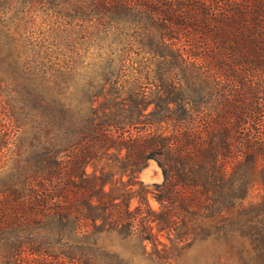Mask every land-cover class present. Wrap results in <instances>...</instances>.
<instances>
[{"label": "trees", "instance_id": "16d2710c", "mask_svg": "<svg viewBox=\"0 0 264 264\" xmlns=\"http://www.w3.org/2000/svg\"><path fill=\"white\" fill-rule=\"evenodd\" d=\"M48 2L67 6L64 17L92 4L98 47L110 56L83 89L89 115L81 109L70 145L48 146L33 162L23 159V126L0 95V264L56 256L122 264L115 247L136 241L169 264L160 233L181 248L231 245L250 233L246 199L254 185L264 187V0ZM67 85L61 81L55 102ZM27 90L29 123L49 124L46 105L54 101ZM149 161L161 170L160 185L138 181Z\"/></svg>", "mask_w": 264, "mask_h": 264}, {"label": "rangeland", "instance_id": "374dc122", "mask_svg": "<svg viewBox=\"0 0 264 264\" xmlns=\"http://www.w3.org/2000/svg\"><path fill=\"white\" fill-rule=\"evenodd\" d=\"M66 7L49 3L48 0H0V95L8 101V113L18 117L23 126L20 131L23 159L30 158V162L37 153L45 152L48 146H57L61 151L70 145L78 127L76 122L81 109L86 116L89 115L90 106L87 110V97L83 91L88 85L96 84V74L101 73L110 56L106 48L98 47L103 42L94 27L92 4L79 5L72 15L64 17ZM108 36L103 37L107 40ZM115 54L117 56L118 52ZM130 55L133 61L140 59V56ZM115 66L118 68L120 65ZM62 80L69 86L67 94L55 102L51 97L57 95ZM29 88L35 93L41 92L50 99L49 102L54 101L46 105L45 115L51 118L49 124H42L39 128L33 127L29 123L31 118L26 116L35 113L34 99L28 97ZM73 101L78 105L72 109L63 104ZM62 104L63 107H60ZM151 109L152 106L146 113ZM67 153L68 150L60 152V155ZM85 170L91 175L92 164L87 165ZM137 178L150 187L163 182L161 170L155 161H149ZM123 180L126 181V177ZM262 196L264 187L254 185L246 199V203L252 204L251 219L246 222V231L250 233H246L242 239V236L234 239L231 245L197 241L190 247L181 248L168 239L165 232L160 233L159 240L171 257L169 264H259L257 256L261 253V246L258 245H264V214L261 217L258 215L264 208ZM148 202L154 211L159 210V204L153 197L149 196ZM135 205L133 201L132 207ZM241 220L244 223L246 219L242 217ZM89 229L92 230L91 227ZM161 248L157 246V249ZM152 249L151 245L146 244V252L142 253L136 241L117 245L115 252L124 260L122 264H161L154 261ZM85 251L92 254V247ZM30 257L25 253L21 255V260L28 262ZM61 261L63 264H77L57 256L46 259L47 264H62Z\"/></svg>", "mask_w": 264, "mask_h": 264}]
</instances>
